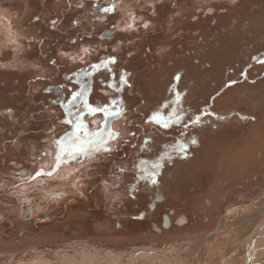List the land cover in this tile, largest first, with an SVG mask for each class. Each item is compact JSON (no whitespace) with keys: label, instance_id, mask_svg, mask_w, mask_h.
I'll return each mask as SVG.
<instances>
[{"label":"rangeland","instance_id":"rangeland-1","mask_svg":"<svg viewBox=\"0 0 264 264\" xmlns=\"http://www.w3.org/2000/svg\"><path fill=\"white\" fill-rule=\"evenodd\" d=\"M22 1L0 0V21H2L1 19L5 20L3 24L0 23V72L10 75L13 80L14 78L18 79L20 71H27L28 82L25 77L22 90L25 91L26 88L30 87L33 92L34 88L31 87V84L35 83L33 80L39 76V71L37 68L33 69L31 65L33 66L32 63L34 62L39 63L43 60V57H41V53L39 54L38 49L35 50L36 41L32 36L25 35L21 39L14 38L12 34L18 35L17 32L11 31L12 16L14 14L9 11V7L4 6L5 2L8 4L14 2L18 6V2ZM54 1L56 11L53 9L51 14L48 13L44 19L39 15L37 16V14L34 16V20L43 19L39 21L46 22L43 23L42 28H45L48 23V16L51 19L53 16L59 17V13L67 6L64 3L65 0H49L50 5ZM236 1H240L241 6H235ZM232 2L235 4L229 3L228 5L229 9L234 12L231 15L229 24L230 38L225 34L216 36V42H218L220 49L216 50L217 54L215 55L213 52L214 46H210V48L207 46L206 56L202 57L201 63L198 64L195 71L198 73V78L200 77L201 88L199 87L198 90H201V96L194 89L197 88L196 80L193 86L185 81L179 84L176 81L179 74L176 75L174 80L169 74L170 70L166 74L170 76L168 83L161 84L162 94L158 99H152L151 109L163 110L164 123L167 120L168 123H175L176 126L182 127L173 132L177 134V140H169L166 136L158 135L157 132L152 131L154 129L153 125L149 127L147 124L146 129L136 126V118L139 115L136 109L142 105L140 97L128 101L129 105H126V115L128 116H125L121 122L117 120L114 123L116 128L121 127L123 123L129 130L134 129L135 133H139L138 136H142L145 130H151L152 132H148L145 137L153 141L142 137L143 142L151 141V143H147L145 151L160 150L158 148L160 145L157 147L155 141L174 144L167 152L170 156L167 167L171 168L169 184L158 182L157 174L152 175L150 181H154V186L151 198L157 192L175 199V201L172 200L169 208L165 209V212L174 209L176 205L184 201L185 209L179 210L176 215L185 214L182 216L186 217V221L189 219V223L176 232H165L164 234L159 232L149 235L146 233L152 231L148 225H138L137 227L122 225L120 223L121 219L113 216L112 213L114 211L119 212L116 203L120 201L117 197L127 200L129 196L126 192L122 194L116 192L115 195L113 194L115 191H109L110 194L99 195L100 197L97 196L100 199V205H102V207L100 206V209H103L102 215H90L88 213L89 207L97 204V199L92 203L87 198V194L95 193L99 184L108 187L119 181L131 190L137 188L136 182L138 180L139 185H142L141 175L138 176L137 173L125 174L122 177L119 170H116V173L114 172L115 167L120 165V162H115L113 168H111L110 178H103L101 181H97L98 179L95 176V171H97L96 162L85 165L83 169L75 170L77 172L73 171L75 167L72 170L73 172L68 170L70 175L65 176L64 179L59 178L60 176L56 174L54 180L39 179L35 183L45 184L46 182V185L42 184L38 187H43L45 193H42L43 196H35L34 191L25 186L26 179L22 178L27 176L30 170H25L28 174H25V172L22 173L23 176L20 174V171L30 164L26 159L27 157L23 158L22 155L18 157L14 147L11 145L5 146L6 142L4 140H16L15 135L23 134L26 131H30L32 136L38 132V137L43 141L41 149H48L46 148L47 142L44 141L48 139L46 134L47 131L52 130V123H59L54 120L56 118V108L59 109V106L54 98L46 95L44 86L48 82L43 81V88L37 94L36 101L38 103L36 106H24L20 110V120L12 118V115L10 119L4 118V123H1L0 120V264H7L13 255H16L15 260L17 261L24 257L33 258L37 254L36 251L52 249L56 253H60L68 246L69 242H73V245H70L69 248H73L77 252L88 247V250L99 248L102 253L112 250L130 253L140 249L155 253L164 252L166 257L170 259L169 264L250 263L248 260V242L260 228H264V0H232ZM56 3L59 5H56ZM15 4L13 6H16ZM49 10H51V7H49ZM8 28L9 34H7ZM13 41L14 44L20 43L25 50L29 49L31 44L32 50L23 53L15 48ZM21 47L19 48L22 49ZM84 52L85 50L80 53L78 58ZM53 55L55 53H52ZM20 62L24 65L18 66ZM46 63L50 64V60ZM208 63L212 65L209 70L206 68ZM190 71L194 72L193 68H190ZM38 82L40 81L38 80ZM8 91L10 92V90ZM75 92L72 96H78L79 93L76 94ZM81 97H79L76 107V103H73L74 108L68 112L69 116L75 110L83 111L84 106L81 104L84 101H80ZM43 98H47L48 102ZM49 99L55 103L54 106L49 104L47 110L42 100L48 104L51 102ZM71 102L68 101L66 105L68 106ZM43 109L46 111H42ZM8 111H12L10 106L4 108L0 103V115H4ZM24 111L28 114L38 113L36 114L38 122L33 121L30 115L25 118ZM116 113L119 115H114L116 119H119L122 112L117 111ZM74 121L73 136L75 140L82 141L84 136L80 134L84 131V128L87 129V122H83L80 118ZM151 121L146 117V123ZM106 123L111 122L108 120ZM57 129L56 135H53V137L60 138L64 132L59 127ZM183 129H185L184 132L186 130L188 132H182ZM101 136L102 138H100L104 143L112 139L111 135ZM190 136L193 138L185 143V139ZM194 136H196V143ZM183 137L184 139H182ZM86 140L87 143L89 140L93 142L92 134L89 133ZM198 142H201L200 145L204 149L198 162L199 165L186 166L192 164L193 161L191 163H183L182 161L195 152L193 147ZM3 144L4 146H2ZM183 144L187 145V147H183L184 149L182 148ZM111 145H109V148L106 147L105 150L101 148L100 153L111 149L113 147ZM133 145H135L134 142ZM5 147L10 150L7 157L3 153ZM87 148L88 144L83 150ZM115 149H119V147L116 146ZM134 151L136 150H131L130 153ZM64 153L59 156L47 157L50 159V170L55 166V163H57V168H61L65 164ZM108 155H104L105 159ZM129 156L122 162L123 167L128 166L130 163ZM178 156L182 158L179 159ZM69 167L71 168V166ZM102 168L105 172L108 171V167ZM67 186H71L74 194L68 198L66 195L69 192L64 190ZM96 192V194H100L99 191ZM59 193L64 196L51 198ZM94 195L93 197H95ZM73 197L74 199H72ZM65 198L68 199V202H80L73 206L74 211H76L74 215H80V217L70 218L67 222L62 223V215L64 214V203L62 204V202L65 201ZM151 198H148L145 205L140 209L134 211L136 218L140 216V211H146V204L148 201L150 202ZM84 201L88 204V207L82 206L84 208L82 210V207L77 205ZM40 203H45V205L39 207ZM49 205L59 208L47 211ZM192 205H199L200 209H194L191 207ZM29 208H39L34 217H26L25 212ZM121 213L123 214V211ZM51 216L57 217L61 222L46 221V219L50 220ZM133 224H137V221ZM42 234L48 237L52 236L57 240L53 239L55 241L53 244L34 245L31 241L35 237H43ZM262 234H264V231ZM255 239H252L253 242ZM253 242L250 249L252 253L256 250L253 254L256 259L257 255L264 251V240L258 239L256 243ZM65 252L67 250L64 249L62 254ZM148 263V261L143 260L139 264ZM155 263L160 264V260H155ZM13 264H16V262H13Z\"/></svg>","mask_w":264,"mask_h":264},{"label":"flooded vegetation","instance_id":"flooded-vegetation-1","mask_svg":"<svg viewBox=\"0 0 264 264\" xmlns=\"http://www.w3.org/2000/svg\"><path fill=\"white\" fill-rule=\"evenodd\" d=\"M154 1L73 0L72 2V0H65L64 3L67 4L66 8L59 13V17L53 16L51 19L48 16L47 22L49 24L47 23L45 28L42 27L46 22L39 20L46 18L48 13L51 14L53 9L56 11L54 7L55 1L51 5L49 0H23L22 2H18V6L14 2H10L9 4L5 2L4 4L14 14L12 16L13 23H11L12 32H17L16 34L21 36H38L40 33L47 35L42 43L35 42V46L37 47H35V50L37 51L38 49L39 54L41 49L43 51L47 50L51 54V57L54 56H52V53L54 54V52L59 50L64 52L76 51V55L67 58L65 64H63L64 72L61 75L63 78L65 77L67 81L71 82V79L76 77L77 73H86L87 77L85 81L88 86H91V90L88 97L83 99L84 103L81 104L84 106L83 111L75 110L69 116V110L67 111L60 107L61 112L55 113L56 118L54 119L59 123H52L53 127L57 125L62 130L65 128L64 126H69V131H72L74 128V120L77 118L82 119L83 122L89 121V124L87 123L89 127L87 129L84 128V131L81 133L84 138H82V141H78V143L83 144L84 147L88 144V151L90 150L89 152L94 154L89 157V161L96 162L97 171H95V176L98 179L97 181H101L103 178H110L112 173L111 168H113L115 162H120V165L115 167L114 172L116 173V170H119V174L121 173L122 177L125 174L137 173L138 176L141 175L142 185H139L138 180L136 182L137 188L132 190L127 189L119 181L108 187L99 184L96 191H99L100 194H96L95 188V193H89V188L87 198L92 203L97 199V204L89 207L88 213L92 216L102 215L103 209H100L102 205H100L99 195L110 194L109 191H115L113 194H116V192L118 194L126 192L129 198L116 203L119 212L114 211L112 215L120 218V223L128 227L129 225L132 227L148 225L152 231L147 232L146 234L148 235L159 232L162 234L165 232H176L189 223V219H187L186 222L180 224L178 220L185 214L176 215L179 210L185 209L184 201L176 205L174 209H169L165 212V209L169 208L172 200L175 201V199L165 194L164 196L159 195L157 192L151 198L152 188L154 186V181H150L153 177L152 175L157 174L158 182L169 184L171 168L169 166L167 167L170 162L168 161L170 156L167 152L174 144L165 141L164 143L163 141L159 143L155 141L157 147L160 145L158 147L160 150L148 152L145 151L147 143H151L153 140L145 137V135L148 132L154 131L158 135L166 136L169 140L175 141L177 140V134L173 132L182 128L170 121L168 123L167 120L165 122H167L168 126L165 127L164 115L162 114L163 110H158L157 108L151 109L152 99H158L160 94H162L161 84L168 83L170 76L166 74L170 70L171 72L169 74H171L174 80L176 75L179 74L176 80L179 84L185 81L193 86L196 80L197 88L194 89L201 96V90H198L201 88L200 77L198 78V73L195 72L196 68L201 63L202 57L206 56L208 51L207 46L209 48L210 46H214L213 52L215 55L217 54L216 50L220 49V46L218 47L216 36L225 34L229 37L230 18L234 13L233 10L229 9V3H236L235 6H241L240 1L233 3L232 0ZM13 4L16 6H13ZM49 7H51V10H49ZM104 9L110 10L105 12ZM36 14L37 16L43 17V19L34 20ZM32 19L34 22H32ZM85 28L87 29L85 30ZM12 35L14 38L17 37V35ZM9 43L11 42L9 41ZM29 47L27 49L28 52L32 50V45L30 44ZM83 50L85 52L78 58ZM111 58H114L115 62H110ZM211 66L208 63L206 65L207 70L211 69ZM190 68H193L194 72H191ZM25 77H28L27 71H20L18 79L14 78L13 80L10 75H5L4 72H0V103L2 107L4 106L6 108L10 106L12 111L17 112V110L20 111L26 105H37V94L34 95V91L32 92L30 87V90L29 88H26L25 91L22 90ZM38 80L41 81L40 79ZM61 86L63 87V85ZM58 95L62 97L61 92ZM138 97L142 99V105L136 109L137 114H139L136 118V126L146 129L148 124L149 127H152V125L154 127L152 131L145 130L142 136H138L139 133H135L133 131L134 129L129 130L123 123L121 127L118 126L117 128L114 124L117 120L121 122L125 116H128L126 115L128 101H132ZM72 98V94L68 95L65 102H75L76 107L78 105L76 102L77 99L73 102ZM194 99L196 98L194 97ZM89 106L92 108H104L106 111L91 112ZM117 111L122 112L119 119H116L114 115L118 114L116 113ZM36 114L38 113H34L32 117L30 115V118L38 122ZM113 116L114 118H112ZM146 117L152 121L146 123ZM4 118L9 119V114L0 115L1 123L5 122ZM157 118H159V123L157 122ZM108 120L111 123L107 124L106 121ZM34 131L37 132L36 130ZM194 131L196 132L195 129ZM55 132L53 129L47 131L46 137L48 139L53 138V135H56ZM187 132L188 130L184 133ZM89 133L92 134L94 140L93 142L89 140L87 143L86 138ZM106 134L107 136H112V139L106 141V143L108 142L107 144L101 139V135L105 137ZM63 135L64 133H62L60 138L57 136L54 138H57L58 143L61 144L63 139H60ZM15 136L16 140L20 141V149L14 148L18 157H20L19 155H22L23 158L27 157L26 159L29 163H32L38 161L41 157L46 159L49 156V149H41V143L43 141L38 137V132L37 134H33V136L30 131ZM142 137L150 139L151 141L143 142L144 139ZM192 138L191 136L187 137L185 143ZM195 139L196 136H194L196 143L197 141ZM46 140L44 142H47ZM4 142H6L5 146L11 144L9 140H4ZM133 142L135 145H133ZM110 144L113 146L111 149L100 153L101 148L105 150L106 147L109 148ZM200 144L201 142H198L193 147L195 152L192 155L186 156L187 159H183V163H191L193 161L192 164L186 166L199 165L198 162L204 150ZM48 145L47 143L46 146ZM114 146L119 147V149H115ZM183 147H187V145L183 144ZM87 149L85 150L87 151ZM131 150L136 151L130 153ZM9 151L5 147L3 153L6 157L9 156ZM59 151L58 147V150L54 153L59 156L61 152ZM105 154H109L107 159H105ZM128 156L130 163L128 166L123 167L122 162ZM178 158L180 159L182 157L178 156ZM102 167H108V171L105 172ZM25 170L26 168H23L20 171L22 176ZM22 178L27 179L28 177L24 176ZM148 198H151V200L146 204V211H140V216L136 218L134 211L145 205ZM154 201L156 206L153 205ZM87 205L84 201L77 206L85 207ZM191 207L200 209L199 205H192ZM82 210H84L83 207ZM121 211H123V214ZM135 221H137V224H133ZM154 223H157L162 231L158 228L156 229Z\"/></svg>","mask_w":264,"mask_h":264},{"label":"crops","instance_id":"crops-1","mask_svg":"<svg viewBox=\"0 0 264 264\" xmlns=\"http://www.w3.org/2000/svg\"><path fill=\"white\" fill-rule=\"evenodd\" d=\"M56 5H59V4L56 3ZM42 34L38 35V36L32 35V37L35 41L42 43L44 41V39L47 37V35L43 34V36H42ZM24 36L17 35L16 38L21 39ZM38 37H40V38L37 39ZM14 46L16 49L22 51L23 53L28 52L27 49L25 50V48L21 47L20 43L14 44ZM19 47H21L22 49H20ZM40 53H41V57H43V60H41L40 63H37V62L32 63L33 66L31 65V67L33 69L37 68L39 71V76L33 80L35 83H33V85L31 84V87L34 88L33 94L34 95L39 94V91L41 90V88H43L42 82L46 81V82H48L47 85L44 86V90L46 92V95L54 98L55 101H57V103H58L57 105L59 106V109L56 108L55 112L58 113L60 111V107H62L64 110H67V111L73 110V108H74L73 103L68 104V106L66 105L67 104V101L65 102L66 97L70 94H73L74 91H76L75 92L76 94L77 93L81 94V95L78 94V96L76 95V99H77L76 102L79 101V97H81V96H82L81 97L82 99L80 98L81 99L80 101H82L83 99L88 97V94L90 93V90H91V86H88L86 84V81H85V78L87 77L86 73H82V72L77 73L76 77L71 79V82L67 81L65 77L63 78L61 76V74L64 72L63 64H65V61L67 58L74 57L76 55V51L64 52V51L59 50V51L54 52L55 55L53 57L50 56V54L47 50L43 51L41 49ZM48 60H50V64L46 63V61H48ZM18 64H20L18 66L24 65V64H22V62H20ZM12 67H15V66H12ZM9 68H11V67H9ZM38 79H40L41 81L38 82ZM61 85H63L64 88ZM68 88L70 89L69 91H68ZM70 91H71V93H69ZM59 92H61L62 97L58 95ZM43 99H45V98H43ZM45 100H46V102H48L47 98ZM49 100L51 102H49L48 104H46V102L44 100H42V102L44 103V107L47 110H48L49 104H51V106H54V103H55L53 100H51V99H49ZM28 106H30V105H28ZM42 111H46V110L43 109ZM6 114H9V119H10L11 115H12V118H16L18 120H20L19 117H21V113L19 110H17V112L8 111V113H6ZM33 114H34V112H32L31 114H28V113H26V111H24V113H23L25 118H27L28 115L32 116ZM66 121H68V120H66ZM87 123L89 124V121H87ZM88 124H87V128L89 127ZM56 126L57 125H55L52 128L55 131L58 130L56 128ZM64 127L65 128L62 129V131L64 132V135L60 139V140L63 139V143H61V144L58 143V139L54 138L55 136L53 138L47 139L46 141L49 144L47 147L49 149V156L50 157L52 155L57 156V154H55L54 152L58 150V147H59V150L61 151V152L59 151L60 155H61V153L65 152L64 153L65 154L64 155L65 156L64 161H66L65 164H63V166L61 168H57V163H55V166L52 167V169L50 170L49 168L51 167V165H49V163H50V159H48L49 157L46 158V160H43V158L41 157L40 160L30 163V166L26 167V170H30V173L27 175L28 178L26 179L25 186L30 187L29 189L34 191L33 194L35 196H37V195L43 196L42 193H45V189L43 187L38 188L43 183L36 184L35 182L37 180L42 179V178L45 180H47V179L54 180L55 174L59 175L60 176L59 178L64 179L65 176L70 175L68 173V169H70L69 166H71V168L75 167L76 170H79L80 168H82V169H83V167L85 168V165L87 166V164L92 163L89 161V157L93 156L94 154L90 153L89 152L90 150L88 151V149H87V151L83 150L84 145L81 143L79 144L78 140H75V137L73 136V133H72L73 131H69V126H64ZM80 135H82V134H80ZM9 142H11L10 145L12 147H14L16 149H20V141L12 139V140H9ZM96 146H97V144H96ZM78 149H80V151H78ZM75 172H77V171H75ZM43 185H46V182ZM64 190L69 192V194L66 195L67 198L69 196L74 195L72 193L73 189L71 188V186L65 187ZM35 192H38V193H35ZM67 198H65L64 205H63L64 206L63 207L64 214L62 215V223L65 221L67 222L68 220H70V218L80 217V215H76V216L74 215V213L76 211H74V208H73L74 204L80 203V202L79 201H76V203H74L75 201L68 202ZM72 199H74V197ZM45 203H40L39 207L42 205H45ZM50 205L48 206L47 211L50 209L55 210V209L59 208V207H56V206L54 207V206H50ZM52 220L56 221V222H61L60 219H58L57 217H54V216H51L50 220L46 219V221H52ZM41 236H43V237H40V236L35 237L31 242L37 246V244H42V243L53 244L57 240V239H54L52 236L48 237V236L43 235V234ZM37 242H39V243H37ZM70 245H73V242L68 243V246H66V248H64L65 250H67V252H65L63 254H62V252L64 249L61 250L60 253H58V252L56 253V251H53L52 249H48L45 251H39V252L36 251L35 253H37V254L33 258L24 257L23 259H21V260L19 259L17 261L15 260L16 255H13V257L9 260V262L7 264H13V262H16V264H85L86 262L88 263V261L91 264H94V263H96V264H103V263L104 264H116V263L117 264H139L140 261H143V260L148 261L149 262L148 264H156L155 260H160V264H169L170 263L169 257H166L164 252L155 253V252H150L149 250L144 251V250L140 249V250L131 251L130 253H127L126 251L125 252H116L115 250L108 251L106 253H102V252H100L99 248L88 250L89 247L84 248V249L82 248L83 250H79L77 252V251H74L73 248L72 249L69 248ZM95 256H96V258H95ZM117 257H118V259H117ZM90 258H91V260H90ZM115 258H116V261H115ZM82 259H83V261H82Z\"/></svg>","mask_w":264,"mask_h":264},{"label":"bare ground","instance_id":"bare-ground-1","mask_svg":"<svg viewBox=\"0 0 264 264\" xmlns=\"http://www.w3.org/2000/svg\"><path fill=\"white\" fill-rule=\"evenodd\" d=\"M208 11H209V10H208ZM1 20H2V21H0V23L3 24L5 20H4V19H1ZM8 22H11V21H8ZM12 22H13V21H12ZM7 25H8V24H7ZM9 25H10V23H9ZM3 32L5 33V31H3ZM9 32H10V31H9V28H8V29H7V34H9ZM10 39H11V38H10ZM73 169H74V168H70V169H68V170H71V172H73V171L76 170V169H74V170H73ZM72 170H73V171H72ZM25 174H28V172H25ZM71 174H72V173H71ZM122 192H123V189H122ZM115 195H116V194H115ZM159 195H162V194L159 193ZM62 196H64V195L59 193V194L53 195V197H51V198H60V197H62ZM162 196H164V194H163ZM159 197H160V196H159ZM117 198H118L119 201H122L121 197H117ZM157 202H158V201H157ZM123 203H124V201H123ZM123 205H124V204H123ZM153 205H155V201H154ZM155 206H156V205H155ZM152 208H153V207H152ZM38 210H39V208H29V209L26 210L25 215H26V217H30V218H31V217H34L35 212L38 211ZM169 219H170V218H169ZM170 220H171V219H170ZM170 220H169V221H170ZM185 221H186V217H185V216H182L181 219L178 220L179 223H182V222H185ZM154 226H155L156 229L158 228L159 230H161V228H160L158 225L155 224ZM166 226H167V225H166ZM167 227H168V226H167ZM262 229H263V231H264V228H262ZM161 231H162V230H161ZM258 231H259V230H258ZM263 231H261V232L263 233ZM261 232H260L259 234H257V236H255L256 239H255L254 242H253V240H251V239H250L249 242H248V243H249V244H248V247H249V248H248V253L251 254V255H253V254H252V251H251V249H250V248H251L250 246L252 245L251 243H252V242H253V243H256V242L258 241V239H259V240H260V239L264 240V234H262ZM256 233H257V232H256ZM256 233H255V234H256ZM255 234H254V235H255ZM254 235H253V236H254ZM253 236H252V237H253ZM90 254H91V253H90ZM93 254H94V253H93ZM82 255H83V254H82ZM86 255H87V254H86ZM86 255H85V256H86ZM88 255H89V254H88ZM94 255H95V254H94ZM253 256H254V255H253ZM83 258H84V257H83ZM95 258H96V256H95ZM110 258H111V257H110ZM259 258H260V262L257 263V259H259ZM92 259H93V258H92ZM113 259H114V258H113ZM113 259H112V260H113ZM117 259H118V257H117ZM74 260H75V259H74ZM90 260H91V258H90ZM93 260H94V259H93ZM82 261H83V259H82ZM87 261H88V260H87ZM115 261H116V258H115ZM115 261H114V262H115ZM74 262H75V261H74ZM80 262H81V261H80ZM114 262H113V263H114ZM117 262H118V261H117ZM263 262H264V251H262L261 253H259V255H257L256 259L253 258L252 261H251L250 263H251V264H263ZM40 263H41V262H40ZM71 263H72V262H71ZM82 263H83V262H82ZM86 263H87V262H86ZM86 263H85V264H86ZM87 264H91V263L88 261ZM94 264H96V263H94ZM103 264H104V263H103ZM116 264H117V263H116Z\"/></svg>","mask_w":264,"mask_h":264},{"label":"snow or ice","instance_id":"snow-or-ice-1","mask_svg":"<svg viewBox=\"0 0 264 264\" xmlns=\"http://www.w3.org/2000/svg\"><path fill=\"white\" fill-rule=\"evenodd\" d=\"M109 10H110V9H104L105 12H107V11H109ZM110 62H115V61H114V58H111ZM72 99H73V102H74L75 99H76V96L74 95ZM89 107H90V111H91V112L106 111V109H104V108H92L91 106H89ZM108 114H110V113H108ZM157 122H158V123L160 122V121H159V118H157ZM164 126L167 127L168 124L165 122V123H164Z\"/></svg>","mask_w":264,"mask_h":264},{"label":"water","instance_id":"water-1","mask_svg":"<svg viewBox=\"0 0 264 264\" xmlns=\"http://www.w3.org/2000/svg\"><path fill=\"white\" fill-rule=\"evenodd\" d=\"M261 231H263V229L262 228H260L259 229V231H257V233L253 236V237H251V240L252 239H255V236H257V234H259ZM254 251H256V250H254ZM253 251V253L252 254H255V252ZM254 257H253V255H251V254H248V260H249V262H251L252 261V259H253ZM260 262V258L259 259H257V263H259ZM249 264H251V263H249Z\"/></svg>","mask_w":264,"mask_h":264}]
</instances>
